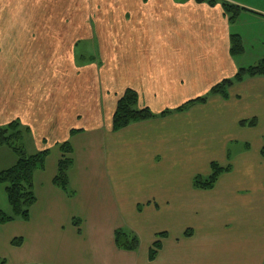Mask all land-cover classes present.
Returning a JSON list of instances; mask_svg holds the SVG:
<instances>
[{
    "label": "crops",
    "instance_id": "crops-1",
    "mask_svg": "<svg viewBox=\"0 0 264 264\" xmlns=\"http://www.w3.org/2000/svg\"><path fill=\"white\" fill-rule=\"evenodd\" d=\"M86 3L0 0V87L15 86L7 95L0 89V126L18 121L28 128L35 143L30 154L51 150L45 169L34 174L30 219L0 224V258L7 264H264V75L234 83L227 99L211 95L185 111L112 128L129 89L140 107L158 114L206 95L245 67L232 54L234 33L222 3L159 0L139 17L125 13L123 31L114 29L120 15L108 12L101 16L109 25L103 34L94 13L84 35ZM19 15L24 29L17 27ZM37 35L54 49L33 46L30 37ZM5 36L17 39L21 56L20 46L4 45ZM89 39H97V57L79 53ZM103 52L122 53V65ZM31 68L48 70L42 82L29 76ZM68 68L79 75L70 84L74 94L54 98L50 86L68 83ZM85 70L92 76L86 83ZM32 84L49 89L36 95ZM254 118L256 126L241 124ZM67 140L74 150L73 196L53 182L59 145ZM213 162L232 168L214 188H195L194 177L209 175ZM7 201L0 185V210L9 209ZM118 228L138 234V250L116 246ZM160 232L168 234L152 261ZM15 238L22 244L14 245Z\"/></svg>",
    "mask_w": 264,
    "mask_h": 264
},
{
    "label": "trees",
    "instance_id": "trees-1",
    "mask_svg": "<svg viewBox=\"0 0 264 264\" xmlns=\"http://www.w3.org/2000/svg\"><path fill=\"white\" fill-rule=\"evenodd\" d=\"M198 2H206L210 5H215L213 0H197ZM222 6L224 11L230 15V21H233L236 15L240 12L241 7L228 1H223ZM241 38L238 34L231 36V51L236 55L241 52ZM264 75V59L258 64L242 67L232 78H226L213 86L209 93L204 96L191 99L175 109H167L161 113H154L147 107L139 106V95L134 90H127L119 99L117 108L112 119V128L118 131L131 123L152 119L158 116H166L175 111L182 112L187 110L195 103H205L211 95H219L224 99L229 98V89L236 83L241 82L248 77ZM241 124L248 126H256L258 120H243ZM28 128L22 127L20 122L12 121L11 123L0 126V146L7 145L13 149L17 155L16 163L0 171V185H4L8 203L12 212L0 210V224H6L17 219L28 221L30 219L31 208L37 201L34 188V174L38 170H43L46 167L47 158L51 152L50 149H44L33 154H29L24 149V137L28 133ZM77 130L73 129L71 133ZM61 157L58 163V172L53 182L56 186L65 191L69 196L75 195V192L70 187L69 171L74 164L73 147L67 140L60 143ZM248 147V146H247ZM232 152L229 150V160L232 159ZM264 156V144L261 150ZM232 164L222 166L218 162L211 164V173L207 176L196 175L193 180V185L197 189H212L217 183L221 174L230 171ZM142 207L139 206V209ZM191 230L186 231V235L190 236ZM167 236L166 232L157 234V240L153 243L149 251V259L155 260L160 249L163 247L162 240ZM21 238L13 239L14 245L22 244ZM116 246L123 250H138L140 246L139 236L130 229L118 228L115 231ZM0 264H7V260L0 258Z\"/></svg>",
    "mask_w": 264,
    "mask_h": 264
},
{
    "label": "rangeland",
    "instance_id": "rangeland-1",
    "mask_svg": "<svg viewBox=\"0 0 264 264\" xmlns=\"http://www.w3.org/2000/svg\"><path fill=\"white\" fill-rule=\"evenodd\" d=\"M144 1H147V0H144ZM160 1H163V0H160ZM213 1H215L216 3H222L223 1H226V2L228 1V3L230 2L229 0H213ZM85 2L87 3L84 6V15H85L84 23L87 29L84 28V35H87L88 33H90V29H89L90 23L87 17L91 16V14L93 15L95 13V16L96 15L98 17L100 16V18L102 19V20L97 21V25H98L97 28L100 31V34H103L104 30L105 31L108 30V27H109L108 19L101 17V16H105L108 12L110 13L115 12L118 15H120V17L117 18L119 21L116 22L118 25L115 24L114 29L116 31L118 30L123 31L124 30L123 29V20H124L123 15L125 13L134 14L135 16L139 17L140 13L147 12L151 6H152L151 7L152 9H155L154 8L156 6L155 4L159 2V0H151L149 4H145V5L142 4L141 0H131V1L129 0H85ZM234 2L241 6L240 12L236 15L234 20L231 21L232 31L234 34H238L240 36L241 44H242V50L241 52H238L236 56L238 60L243 61L245 67H249V66L258 64L262 59H264V0H234ZM19 18L21 19L18 21L17 27L22 29L24 26L23 15H21V17L19 15ZM28 24H29V27H32L30 25L31 24L30 20ZM110 24H111V29H112L113 22L110 21ZM39 27L41 26H37V23L34 24V28L37 29ZM12 38L13 37L5 36L4 45L6 42H7V45H14L16 46L15 51H17L19 50L18 46L20 45L17 42V39L12 40ZM30 39L35 40L36 45H33V46H37L40 48L44 46L47 49H54L53 47L50 46V45L53 46L54 43L50 42L49 38H45L44 36L37 35L34 37H30ZM101 39L102 41H104L103 37ZM97 43H98L97 39H95L94 41L93 39L85 40L78 46L79 53L80 54L86 53L87 55L85 56L88 58L90 56L97 57V54H98L97 53L98 48L96 45ZM35 49H38V48L33 47V50ZM20 50L21 51H19L20 52L19 56L22 55L23 53L22 50L24 49L20 46ZM102 55L105 56V59L107 61L116 60V64L122 65V53L115 54L113 58H112L113 54H109L106 52L105 54L103 52ZM96 57L95 58L91 57V59L92 60L96 59ZM105 59L104 61H106ZM15 60L16 59H14V61L12 62L13 66L16 63ZM99 61H100V58H99ZM85 71H84L83 77H84V82L86 83L87 82L86 80L88 78H91L92 76H91V71H86V72ZM44 72H46V75H47L48 70L45 69L44 71V69H34L33 71V69L31 68L29 70V76L32 79L34 78L35 81L39 80L42 82L41 76H43ZM67 72H68L67 74L68 83H65L62 85L53 84L52 86H50V88L52 89L51 94L53 95L54 98L56 97L62 98L64 97L63 95L65 94L66 95L74 94V91H72L70 84H75L74 83L75 78L76 77L78 78L79 75H76L77 70L75 68H68ZM14 87L15 86H12V85H5L3 86V88L0 87L1 94L7 95L8 92L9 94L12 93L14 91ZM28 87H30L31 92L36 95H43L44 90L42 89H45L46 91L49 89L48 86H43V85L41 86L40 84H32L31 86H28ZM20 88H23V86H20ZM52 112L53 113L57 112L56 106L54 105V101L52 102ZM58 112H59V109H58ZM34 144H35L34 137L32 133L29 134L28 132L24 137V149L26 147L27 153L30 154L31 151H34L33 150L35 149ZM234 149L235 147L232 148V150ZM16 161H17V155L15 154V152L13 151L11 147L7 145L0 146V171L13 166L16 163ZM6 211L12 212L10 205H9V209ZM188 230H191V229H188ZM157 238L155 239V241L157 240Z\"/></svg>",
    "mask_w": 264,
    "mask_h": 264
}]
</instances>
